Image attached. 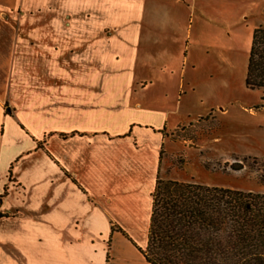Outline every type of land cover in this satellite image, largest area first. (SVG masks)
Masks as SVG:
<instances>
[{"label": "crops", "instance_id": "0c3cea01", "mask_svg": "<svg viewBox=\"0 0 264 264\" xmlns=\"http://www.w3.org/2000/svg\"><path fill=\"white\" fill-rule=\"evenodd\" d=\"M196 3L0 0V264H151Z\"/></svg>", "mask_w": 264, "mask_h": 264}, {"label": "rangeland", "instance_id": "374dc122", "mask_svg": "<svg viewBox=\"0 0 264 264\" xmlns=\"http://www.w3.org/2000/svg\"><path fill=\"white\" fill-rule=\"evenodd\" d=\"M183 91L173 101L183 116L169 144L161 179L195 181L264 193V92L246 84L264 0H197Z\"/></svg>", "mask_w": 264, "mask_h": 264}, {"label": "trees", "instance_id": "16d2710c", "mask_svg": "<svg viewBox=\"0 0 264 264\" xmlns=\"http://www.w3.org/2000/svg\"><path fill=\"white\" fill-rule=\"evenodd\" d=\"M246 84L264 92V27L254 31ZM152 196L142 250L151 264H264V193L159 175Z\"/></svg>", "mask_w": 264, "mask_h": 264}]
</instances>
